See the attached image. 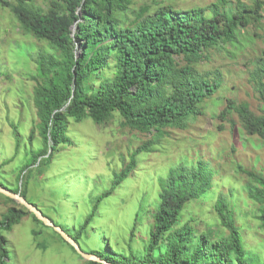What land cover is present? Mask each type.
I'll return each mask as SVG.
<instances>
[{"label": "trees", "instance_id": "16d2710c", "mask_svg": "<svg viewBox=\"0 0 264 264\" xmlns=\"http://www.w3.org/2000/svg\"><path fill=\"white\" fill-rule=\"evenodd\" d=\"M34 1L0 0V7L11 12L25 35L46 46L31 56L37 74L34 103L44 143L33 152L32 164L40 159L41 166L51 164L58 147L67 144L71 121L91 120L106 126L119 118L122 128L151 137L116 173L112 188L97 201L85 230L94 221L99 203L137 170L141 155L152 153L169 129H185L191 117L204 115L203 104L220 88L222 72L203 71V64L220 55L229 56L232 50L234 55L244 53V43L253 41L257 34L253 30L262 26L264 0H217L206 8L191 10L164 1L136 8L133 0H50L49 8L43 10ZM259 59L250 75L260 96L261 114L248 104L228 99L218 117L228 121L231 115L238 116L247 134L264 143V57ZM240 171L250 180L246 188L264 229V170L261 174ZM212 182L213 176L202 164L173 168L161 180L160 205L146 256L134 252L92 254L110 264H231L234 255L239 264H247L235 212L223 198L215 211L228 232L226 238L198 236L196 246V237L190 232L176 231L186 205L210 190ZM21 195L26 199V192ZM0 197L15 205L0 220V264H8L10 241L5 233L12 232L27 216L43 223L25 207H17L16 201ZM39 234L34 232V236ZM167 237L170 242L157 257Z\"/></svg>", "mask_w": 264, "mask_h": 264}, {"label": "rangeland", "instance_id": "374dc122", "mask_svg": "<svg viewBox=\"0 0 264 264\" xmlns=\"http://www.w3.org/2000/svg\"><path fill=\"white\" fill-rule=\"evenodd\" d=\"M49 1L35 0L34 4L47 10ZM163 1L191 10L206 8L217 0H133L136 8ZM253 31L260 37L243 42L244 53L234 55L232 50L229 56L220 55L203 64V71L222 72L220 88L203 104L204 115L191 117L185 129H169L152 153L141 155L137 170L99 203L94 221L84 230L97 201L112 188L116 173L151 137L122 128L119 118L106 126H97L91 120L71 121L66 131L67 144L58 147L51 164L41 166V159L32 164L33 152H38L44 143L34 103L37 74L31 56L46 46L25 35L11 12L0 7V183L11 192H26L29 203L72 239H78L82 252H134L145 257L160 205L161 180L181 164H202L213 176L212 188L186 205L176 231L185 235L190 232L196 237V246L200 243L198 236L226 238L228 232L215 211L218 200L223 198L235 212L247 264H264V229L258 207L248 195L246 185L250 180L240 171L263 172L264 143L247 134L238 116L233 114L228 121L218 117L228 99L236 100L238 105L248 104L261 114L260 96L250 71L264 57V20ZM14 206L0 197V220ZM52 229L37 224L31 216L25 217L12 232L5 233L10 241L8 264L89 263ZM34 232L41 234L34 236ZM169 242L167 237L157 257ZM231 264H239L235 255Z\"/></svg>", "mask_w": 264, "mask_h": 264}, {"label": "water", "instance_id": "95a60500", "mask_svg": "<svg viewBox=\"0 0 264 264\" xmlns=\"http://www.w3.org/2000/svg\"><path fill=\"white\" fill-rule=\"evenodd\" d=\"M0 194H2L3 196H5L9 199L16 201L18 204L25 207L30 213L35 215V217L39 221H41L45 226H47L49 228H53L57 233L62 235L63 239L68 244H70L77 251V253L82 256V258L86 259L89 262H96L99 264H110V263L102 260L100 257H98L96 255L86 254V253L82 252L78 243L74 239H72L68 234H66L61 228L56 226L49 218L45 217L44 214L36 206L29 203L20 193L15 194V193L11 192L10 190H8L5 187L0 185Z\"/></svg>", "mask_w": 264, "mask_h": 264}]
</instances>
